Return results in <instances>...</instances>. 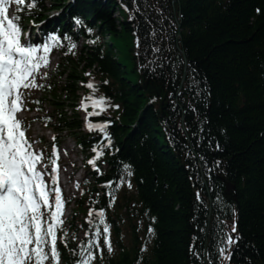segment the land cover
<instances>
[{
	"label": "trees",
	"instance_id": "16d2710c",
	"mask_svg": "<svg viewBox=\"0 0 264 264\" xmlns=\"http://www.w3.org/2000/svg\"><path fill=\"white\" fill-rule=\"evenodd\" d=\"M50 1L33 16L63 2ZM75 1L71 14L93 32L63 55L56 77L67 73V98L55 89V112L80 128L64 106L79 99L88 69L119 105L103 116L114 120L109 170L93 173L103 194L91 202L107 209L118 247L95 264H221L217 244L234 223L240 240L226 264H264V0ZM77 138L88 149L99 135ZM128 172L133 189L110 206L105 181Z\"/></svg>",
	"mask_w": 264,
	"mask_h": 264
},
{
	"label": "snow or ice",
	"instance_id": "6c2138e0",
	"mask_svg": "<svg viewBox=\"0 0 264 264\" xmlns=\"http://www.w3.org/2000/svg\"><path fill=\"white\" fill-rule=\"evenodd\" d=\"M11 2L0 0V264H59L58 232L62 233V243L67 245V229L63 221L66 201L59 184V149L53 145V152L47 157L42 149H35V141L26 135L30 125L20 113L28 108L32 89L45 86L43 81L50 76L47 68L53 49L66 46L71 52L76 49L77 42L67 33L60 34L55 30L42 42H33L23 31L21 17L8 15ZM15 3L25 5L29 10L38 7V0H15ZM72 19L77 26L84 25L80 16ZM85 27L88 33L93 32L91 27ZM86 75L91 76V73ZM81 83L86 84L91 92L82 98L78 107L87 110L91 105L93 112L89 115L99 114L108 107H119L106 103L109 97L96 94L95 81L90 79ZM47 86L51 87L50 84ZM44 119L50 120L51 117ZM110 123V120L101 123L88 121L87 126L99 130L111 146L112 137L106 128ZM103 155L100 146L89 161L100 174L102 170L96 161ZM130 167L124 165L125 169ZM124 182L121 178L120 183ZM105 184L111 186L113 181H105ZM128 186L131 187L130 181ZM109 196V202H114V194L109 192ZM94 212L95 220L92 218ZM86 219L90 225L86 232L88 238L72 250L77 253L73 264H93L97 251L102 259L101 236L107 250H113L105 208L90 209ZM235 232L234 223L231 231L224 233L223 240L217 244V252L223 258L221 264L231 260L232 246L240 240L238 233L233 235ZM195 255L198 256L199 252Z\"/></svg>",
	"mask_w": 264,
	"mask_h": 264
},
{
	"label": "rangeland",
	"instance_id": "374dc122",
	"mask_svg": "<svg viewBox=\"0 0 264 264\" xmlns=\"http://www.w3.org/2000/svg\"><path fill=\"white\" fill-rule=\"evenodd\" d=\"M31 130H33V132H31L32 134H35L34 132H36L38 135H44V137L47 138V139L50 138V137H49L50 135L47 134V132L43 130L42 126H40L39 123H35V124L32 126ZM68 141H69V146H70V148L72 149V152H74L73 157H75V158L78 160V162H79V166L81 167V165H80V161H81V159H82V158H81L82 156L79 155V151L76 149V147H74L72 141H70V140H68ZM71 207H72V209H74V206H71Z\"/></svg>",
	"mask_w": 264,
	"mask_h": 264
},
{
	"label": "water",
	"instance_id": "95a60500",
	"mask_svg": "<svg viewBox=\"0 0 264 264\" xmlns=\"http://www.w3.org/2000/svg\"><path fill=\"white\" fill-rule=\"evenodd\" d=\"M229 187L231 188V185L229 184Z\"/></svg>",
	"mask_w": 264,
	"mask_h": 264
}]
</instances>
